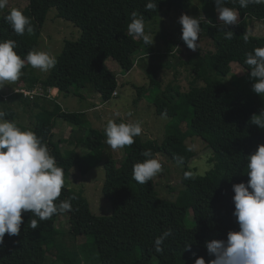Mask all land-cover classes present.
I'll return each instance as SVG.
<instances>
[{"label":"trees","instance_id":"1","mask_svg":"<svg viewBox=\"0 0 264 264\" xmlns=\"http://www.w3.org/2000/svg\"><path fill=\"white\" fill-rule=\"evenodd\" d=\"M28 1L21 11L31 19L33 33L17 35L5 20L10 11L0 15V41H16L15 51L21 57L37 51L51 9L79 29L81 36L76 41L64 42L46 78L24 77L21 91L7 99L0 97V111H5L6 119L22 130L35 131L66 173L79 167L86 176L102 165L105 169L102 194L112 212L106 217L95 215L82 191L65 184L59 199H69L73 211L40 221L37 229L29 224L35 217L24 213L20 234H6L4 244L0 245V264H46L53 257L51 264H178L180 246L201 243L205 247L206 241L226 239L229 231L238 230L232 215V184L247 182L246 157L264 144V130L251 123L252 116L264 109V98L252 91L250 69L244 63L247 53L255 47H264V36L255 37L248 32V20L264 21V4L241 8L238 0H228L225 6L237 9L241 18L237 26L229 29L219 22L213 0H198L195 15L206 17L201 36L210 41L213 50L202 56L198 53L200 61L190 59L185 63L193 65L191 71L195 75L188 90L182 92L180 87L169 85L168 92L157 94L155 112L158 116L166 112L171 128H179V132L186 127L190 136L198 137L203 147L194 156L210 150L212 165L217 162L223 167V177L217 184H208L201 182L205 179L201 176L191 180L182 176V189L175 201H169L159 197L154 178L145 184L132 178L133 165L145 159L142 152L151 149L153 158L165 156L163 146L138 136L133 145L125 147L120 161L108 151L106 156L97 155L99 146H104V152L107 150L104 130L92 127L85 113L65 112L60 98L88 88L100 95L102 103L111 102L123 85L107 63L114 61L121 71L131 73L142 49L128 34L131 13L143 15L148 23L165 9L187 11L195 0H155L158 7L152 11L145 10L148 0ZM228 30L235 33L231 40L224 38L223 31ZM246 33L248 43L244 42ZM167 45L171 52L172 43ZM233 63L241 66L244 74L230 88L223 80L231 74ZM165 68L168 69L167 65ZM158 71L154 68L151 73ZM156 83L152 80L151 86ZM37 87L41 92L32 94ZM139 89L145 91L146 87ZM21 111H26L28 122L20 121ZM60 122L69 125L68 138L57 134ZM74 142L77 148L86 144L88 152L78 153L70 146ZM61 218L66 219L71 233L70 248L65 254L58 251L55 240ZM168 231L171 235L164 241L163 251L155 252V240ZM81 238L85 242L78 244ZM205 255L206 262L212 258L206 248Z\"/></svg>","mask_w":264,"mask_h":264},{"label":"clouds","instance_id":"2","mask_svg":"<svg viewBox=\"0 0 264 264\" xmlns=\"http://www.w3.org/2000/svg\"><path fill=\"white\" fill-rule=\"evenodd\" d=\"M213 2L217 18L223 22L224 28L238 25V10L225 6L228 0ZM238 3L241 8H247L250 4H264V0H238ZM7 4L8 0H0V10ZM157 7L155 0H148L145 10L152 11ZM5 20L17 35L33 33L31 19L17 8H12ZM205 20L204 15L193 17L183 14L179 17L181 39L188 49L196 51L201 46V25ZM127 30L133 39H142L146 46L154 44L151 29L146 28L143 15L132 12ZM223 33L226 40L233 39L235 35L231 30ZM248 41L249 34L246 33L244 42ZM16 48L14 40L0 41V90L19 80L26 64L43 72H48L56 64L55 57L48 52L33 50L21 57ZM244 63L250 69L252 91L264 98V47H255L247 53ZM6 116L5 111H0V245L4 244L6 234H20L24 213L35 217L29 224L32 229H37L40 221L73 211L69 199H59L65 186V171L57 164L48 145L35 131L22 130ZM162 118L167 119L166 112ZM251 123L264 130V109L259 115L252 116ZM142 131L139 121L117 123L109 120L104 128L106 143L113 150L133 145ZM142 155L145 159L133 165L132 178L145 184L162 172V164L153 158L151 149L143 151ZM246 160L247 182L232 184V215L238 230L229 231L226 239L206 241L205 248L212 258L206 262L205 258L198 257L195 264H264V144H260ZM178 163H183L182 157L178 158ZM200 167L201 171H207L211 165L201 161ZM197 174L189 170L183 173V177L191 180ZM170 235L168 231L155 240V252L163 251L162 245ZM190 249L191 244L186 247V250Z\"/></svg>","mask_w":264,"mask_h":264},{"label":"rangeland","instance_id":"3","mask_svg":"<svg viewBox=\"0 0 264 264\" xmlns=\"http://www.w3.org/2000/svg\"><path fill=\"white\" fill-rule=\"evenodd\" d=\"M28 0H8L5 9L0 10V15L12 8L24 10L28 6ZM199 1H194V6L187 11L164 10L160 16L154 21L146 23V28L151 29L154 39L152 46H146L142 39H136L141 44L142 49L136 56L135 68L130 74L119 70L118 65L114 61L108 62V67L111 71L117 73V77L122 82L123 87L118 91V96L112 100V104L102 103L101 97L90 89L79 91L77 95H70L69 97H61L60 104L65 112H81L85 113L86 119L91 123L92 127L104 130L109 120L120 122H141L142 137L145 140L157 141L164 148L165 156L157 157L162 164V172L154 177L155 188L159 197L164 200L175 201L179 191L182 189L181 179L185 171H193L198 173L197 176L204 177L201 182L208 184H217L223 177V167L218 166L217 162L213 167L211 161L213 155L210 150L194 156L203 146L198 141L199 138L190 136L186 127L179 130L173 129L169 125V118L163 119L155 112V99L157 94H162L168 90V86L173 84L178 86L182 92H186L194 80V73L191 71L193 65L187 66L185 63L193 59L194 62L200 61V56L206 52L213 50L210 41L201 36L200 47L196 51L187 48L181 39L182 26L178 23L181 15L187 14L189 16L197 17L195 14V7L199 6ZM56 9H51L47 15L45 25L43 27L39 47L37 51H45L50 53L57 60L60 56L65 41H76L80 38V30L77 29L70 22L59 18ZM250 35L255 37L264 36V22L258 20H248ZM167 43H172V51L168 52ZM201 53L200 56L197 54ZM197 55V56H196ZM194 56V57H193ZM193 57V58H192ZM167 65L168 69L165 68ZM157 68L159 71L152 74V69ZM52 70V69H51ZM43 72L39 69L25 65L22 70V75L18 81L12 85H6L3 90H0V97L7 99L9 95L21 91L25 82L24 77L28 78H46L51 72ZM244 74V69L237 63L232 64L231 74L223 80L224 84L231 88L232 82ZM152 80L157 83L151 86ZM146 87V90H140L139 87ZM173 89V88H172ZM40 88L37 87L34 93H40ZM168 92V91H167ZM173 93V92H169ZM176 93V91H175ZM56 95V92L53 93ZM174 94V93H173ZM168 94V96L173 95ZM20 121H27L26 111L20 112ZM28 122V121H27ZM60 128L57 134L61 138H68L69 125L60 122ZM192 137V138H191ZM70 144L71 148L77 149V152L83 155L88 150L86 144L77 148L76 145ZM107 150L104 152V146H99L96 150L97 155L106 152L113 155L119 161L122 160L126 151L125 148L113 150L105 142ZM191 149V151L189 150ZM183 158V163H178V158ZM201 161L211 165L207 171H201ZM217 166V167H216ZM105 180V169L102 165L93 168L88 175H82L79 167L72 168L69 172H65V184L70 188L82 191L83 196L88 201L90 210L97 216L106 217L112 212L110 204L105 200L102 194V186ZM57 233L55 240L58 250L61 254H65L69 250V241L71 240V233L67 227L66 219L58 222ZM78 244L85 242V238ZM187 246H180V259L178 264H195V259L203 257L206 260L205 247L199 243L191 245L190 250H186ZM53 258H48L46 264H51ZM84 264V263H83Z\"/></svg>","mask_w":264,"mask_h":264},{"label":"crops","instance_id":"4","mask_svg":"<svg viewBox=\"0 0 264 264\" xmlns=\"http://www.w3.org/2000/svg\"><path fill=\"white\" fill-rule=\"evenodd\" d=\"M240 16H239V21H240ZM220 22V21H219ZM264 22V21H263ZM221 23H223V22H221ZM116 63V62H115ZM117 64V63H116ZM107 65H108V63H107ZM118 65V64H117ZM119 67V66H118ZM119 70H120V68H119ZM128 74H130V73H128ZM120 83H122L121 81H120ZM116 98V97H115ZM108 104H112V101L111 102H109Z\"/></svg>","mask_w":264,"mask_h":264},{"label":"built area","instance_id":"5","mask_svg":"<svg viewBox=\"0 0 264 264\" xmlns=\"http://www.w3.org/2000/svg\"><path fill=\"white\" fill-rule=\"evenodd\" d=\"M26 94H28V92H26ZM32 94H35L34 91L32 92ZM118 95L117 92L114 93V96L116 97Z\"/></svg>","mask_w":264,"mask_h":264}]
</instances>
